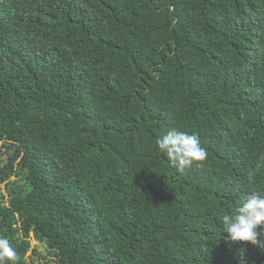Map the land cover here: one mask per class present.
<instances>
[{"label":"trees","instance_id":"trees-1","mask_svg":"<svg viewBox=\"0 0 264 264\" xmlns=\"http://www.w3.org/2000/svg\"><path fill=\"white\" fill-rule=\"evenodd\" d=\"M0 141L15 264H264L219 222L264 192V0H0Z\"/></svg>","mask_w":264,"mask_h":264},{"label":"clouds","instance_id":"clouds-1","mask_svg":"<svg viewBox=\"0 0 264 264\" xmlns=\"http://www.w3.org/2000/svg\"><path fill=\"white\" fill-rule=\"evenodd\" d=\"M157 148L179 171L200 165L207 159V150L201 146L195 134L172 129L157 140ZM222 233L230 242H249L264 250V192L252 191L235 214H224L219 221ZM16 251L7 239H0V264H15Z\"/></svg>","mask_w":264,"mask_h":264},{"label":"rangeland","instance_id":"rangeland-1","mask_svg":"<svg viewBox=\"0 0 264 264\" xmlns=\"http://www.w3.org/2000/svg\"><path fill=\"white\" fill-rule=\"evenodd\" d=\"M14 152L15 148L11 147L5 141H0V168L9 163ZM16 171H18V167H16ZM23 178L18 177V175H13L9 181L0 187V208L10 205L12 199L10 192L13 189H17L18 186H23L27 182L26 177L23 176ZM30 241L32 249L38 251V254H35L33 250L28 253L27 258L31 264H56V259L46 243L39 242L33 234L30 236Z\"/></svg>","mask_w":264,"mask_h":264}]
</instances>
